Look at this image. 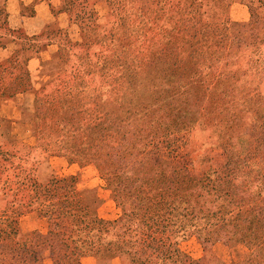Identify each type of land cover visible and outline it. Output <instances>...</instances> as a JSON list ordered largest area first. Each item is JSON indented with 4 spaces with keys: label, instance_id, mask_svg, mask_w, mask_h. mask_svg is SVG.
Segmentation results:
<instances>
[{
    "label": "rangeland",
    "instance_id": "374dc122",
    "mask_svg": "<svg viewBox=\"0 0 264 264\" xmlns=\"http://www.w3.org/2000/svg\"><path fill=\"white\" fill-rule=\"evenodd\" d=\"M83 1H73L77 8L74 13H55L54 17L62 15L54 20L50 32L64 41L67 58L64 73H84L80 74L83 75L80 85L74 77L68 79L69 84L75 86L73 93L83 96L86 104L83 118L90 125H86V134H91V123L113 121L116 117L121 134L128 130V125L127 138L131 143L147 145V151L157 159L149 162V165L154 163L155 168L148 172L151 176L178 179L179 175L180 192L172 198L176 209L170 215L179 217L181 226L184 225L178 241L185 258L176 260L174 257L168 264L244 262L262 236L247 233L244 224L264 208V0H166L158 3L163 7V15L149 18L146 29L137 24L140 11L132 3ZM82 7L83 12H79ZM182 8L199 13V23L174 18V10ZM6 29L5 25L0 26V32ZM81 29L86 45L80 49L74 43L81 41ZM16 61L0 65L1 95L22 94L14 91V86L23 79H30L27 61L20 64ZM113 79L135 86H118L115 96L111 90ZM43 80L35 89L46 84L47 79ZM5 85L10 86L8 91H2ZM35 91L23 93L27 95L28 111L35 108ZM97 96L101 109L107 108L111 99H118L116 116L94 112ZM140 104H151L153 116L148 123L137 114ZM126 108H130V113ZM151 129L154 137L148 133ZM27 132L26 138L11 146L21 153L31 154L25 166H36L33 177L39 183L74 176L80 197L105 221L133 211L135 197L125 199L122 208L120 200L112 193L110 181L92 164L73 163L68 156L54 153L53 147L45 150L40 147V136L32 135L30 130ZM239 138L241 143H237ZM236 144H242L243 149ZM8 146L0 139V153ZM231 152L239 157L235 165L242 164L244 154L250 161L243 163L245 175L248 172L244 185L248 187L251 183L249 194L244 193L248 203L245 201L243 211L233 206L230 185L225 181L228 175L220 169L226 163V153ZM16 163L13 155H0V166L8 171ZM141 163L140 158H136L121 173L133 175L134 167L142 169ZM5 177L6 174L0 175L1 182L7 181ZM191 180L198 186L193 206L184 203L188 199L184 191L193 186ZM241 181L232 179L230 184L237 185ZM27 189L30 197L35 195L31 191H35L34 188ZM2 198L0 195V206ZM215 215L228 217L226 219L233 222L227 228L217 225L212 228L207 218ZM21 218L22 234L36 230L45 232L46 223L36 211ZM191 221L195 222V227L193 223L190 225ZM12 245V239L1 241L2 249L7 250ZM40 252L44 259L48 258L47 248H41ZM80 264L124 263L115 256L85 257Z\"/></svg>",
    "mask_w": 264,
    "mask_h": 264
},
{
    "label": "trees",
    "instance_id": "16d2710c",
    "mask_svg": "<svg viewBox=\"0 0 264 264\" xmlns=\"http://www.w3.org/2000/svg\"><path fill=\"white\" fill-rule=\"evenodd\" d=\"M73 1L77 0H63L61 12L69 14L76 12L77 8L73 6ZM162 1L166 0H121L119 4H134L140 11L137 24L146 29L149 18L163 15V7L158 4ZM83 3H86V0ZM78 11L83 12V7ZM173 17L179 21L196 24L200 21L199 13L186 11L184 8L174 10ZM48 27L52 28L54 24ZM82 31L83 29H81V41L74 43L80 49L85 48L86 45ZM51 35L58 45L57 73L46 77V84L40 85L38 89L33 88L30 79H23L14 86L13 90L22 94L32 89L36 90L35 108L33 111H28L26 106L22 108L21 117L18 120L5 118L0 120V139L9 145L5 151H1L0 155L11 154L13 159L17 160L15 166H11L9 171L0 166V175L6 174L5 179H7L2 182L0 179V195L3 197V204L0 206V264H80L81 259L85 257L115 256L119 257L124 264H168L174 257L176 260L184 259L185 256L179 249L178 241L184 225L181 226L179 217L170 215V212L176 209L172 198L180 192L179 175L178 179L177 177L165 179L162 175L151 176L148 172L155 168L154 163L149 165V162L157 161V159L147 151V145L139 146L137 142L131 143V140L127 138L128 125V130L121 134V126L118 125L116 117L113 121L97 120L91 123L93 124L91 134L90 132L89 136L86 134V125L90 126L83 118L86 104L83 96L73 93L75 86L70 85L68 79L72 76L73 80L76 79L80 85L83 82V78L81 79L83 75L80 74L84 73L72 71L68 75L64 73L67 62L64 55L66 52L64 41L57 39L53 31ZM26 39L24 38V43ZM66 44H68L67 41ZM67 46L69 48L71 45ZM35 49L37 44L32 43L29 47L26 43L25 46L21 45L14 56L17 60L16 64L19 61L18 56L25 57L24 61H27V56ZM121 57L124 58L123 55ZM111 84L114 86L111 89L113 94L118 86H135L121 79H113ZM85 86L87 87L88 84ZM9 87L5 85L2 91H8ZM13 96L14 94L8 96L0 94V101ZM111 100L112 103L109 102L107 108L101 109L100 97L97 96L94 100L96 106L94 112L97 115L104 113V115L110 114L109 117L116 116L118 99ZM140 105V109H136L137 114L146 121L143 122L148 123L147 121H151L153 116L151 104ZM126 111L130 113V108H126ZM131 125L136 126L133 122ZM27 130H30L32 135L40 136L39 143L43 149L49 150L53 147L54 153L68 156L73 163L92 164L102 177L110 181L112 193L120 200L119 204L122 208L124 200L134 196L136 206L133 211L113 221H105L98 218L80 197L76 191L77 179L74 176L53 179L46 184L39 183L33 177L36 166L34 168L25 166L28 162L26 158L31 154L26 155L12 148L14 143L26 138L25 136L29 134ZM148 133L154 137L153 129ZM241 142L242 139L239 138L237 143ZM236 145L243 149L242 144ZM234 153H226L228 155L226 163L220 169L228 175L225 181L230 185L228 187L231 189L233 206L236 205L243 211L245 201L248 203V199H244V193L248 195L251 187V183L248 187L244 185L248 172L245 175L243 163L249 164L250 161L244 158L246 155L244 154L240 161L242 164L235 165L238 155L236 157ZM136 158H140L143 162L142 169L135 170L136 167H134L135 174L123 175L121 173L123 169L129 167ZM31 160H33L32 157ZM122 166L125 167L122 168ZM232 179L243 181L237 182V185L230 184L233 183ZM192 182L193 186L184 191V196L188 198L184 203L193 206V196L198 186L194 184L195 181ZM28 187L35 189V191L31 190L35 194L32 197L28 195ZM15 201L16 204H14ZM34 211L46 223L45 232L36 230L26 233L27 235L22 234L19 220ZM262 211L249 217L244 224L247 233L254 236L262 234V236L257 240L247 259L239 264H264V213ZM226 218L228 217L215 215V217H208L207 222L212 228L215 225L227 228L233 221H228ZM192 223L195 227V222L191 221L190 225ZM4 238L13 240L12 247L7 250L2 249L1 246ZM41 248L49 250L48 258L42 257ZM9 255H11L10 258H8ZM190 264L201 263L195 261Z\"/></svg>",
    "mask_w": 264,
    "mask_h": 264
},
{
    "label": "crops",
    "instance_id": "0c3cea01",
    "mask_svg": "<svg viewBox=\"0 0 264 264\" xmlns=\"http://www.w3.org/2000/svg\"><path fill=\"white\" fill-rule=\"evenodd\" d=\"M62 4L63 0H0V26L5 25L7 28L0 32V65L15 60L14 56L21 45L25 46L26 43L29 47L32 43L37 44V49L27 56L30 82L34 88L44 78L57 73L58 45L53 41L51 27L48 26L62 15L60 13L54 17L55 13L62 11ZM24 38H27L25 43ZM24 59L18 56L17 64ZM26 97V94H18L1 100L0 120L20 119L22 108L26 106ZM22 219L19 220L20 226Z\"/></svg>",
    "mask_w": 264,
    "mask_h": 264
}]
</instances>
